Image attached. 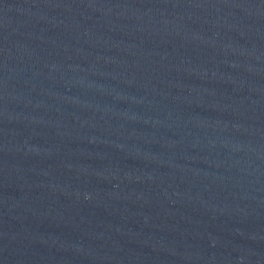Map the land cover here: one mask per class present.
Listing matches in <instances>:
<instances>
[{
  "label": "water",
  "instance_id": "1",
  "mask_svg": "<svg viewBox=\"0 0 264 264\" xmlns=\"http://www.w3.org/2000/svg\"><path fill=\"white\" fill-rule=\"evenodd\" d=\"M0 264H264V0H0Z\"/></svg>",
  "mask_w": 264,
  "mask_h": 264
}]
</instances>
